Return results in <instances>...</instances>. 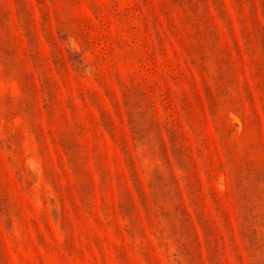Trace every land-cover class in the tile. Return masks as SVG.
I'll return each mask as SVG.
<instances>
[{
	"label": "rangeland",
	"instance_id": "1",
	"mask_svg": "<svg viewBox=\"0 0 264 264\" xmlns=\"http://www.w3.org/2000/svg\"><path fill=\"white\" fill-rule=\"evenodd\" d=\"M0 264H264V0H0Z\"/></svg>",
	"mask_w": 264,
	"mask_h": 264
}]
</instances>
